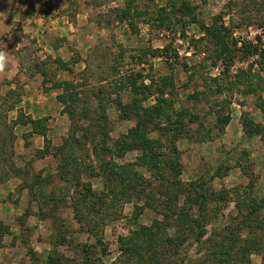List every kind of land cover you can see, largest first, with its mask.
Wrapping results in <instances>:
<instances>
[{
  "label": "rangeland",
  "instance_id": "1",
  "mask_svg": "<svg viewBox=\"0 0 264 264\" xmlns=\"http://www.w3.org/2000/svg\"><path fill=\"white\" fill-rule=\"evenodd\" d=\"M263 30L264 0H0V264H211L264 199Z\"/></svg>",
  "mask_w": 264,
  "mask_h": 264
},
{
  "label": "trees",
  "instance_id": "2",
  "mask_svg": "<svg viewBox=\"0 0 264 264\" xmlns=\"http://www.w3.org/2000/svg\"><path fill=\"white\" fill-rule=\"evenodd\" d=\"M182 7H189L187 5V3L185 2H181L180 3V8ZM164 8H161L160 11H163ZM158 19L162 20V13H159ZM159 25H163L162 22H159ZM204 27V26H203ZM205 31L208 33H210L212 35V37L209 39V41L212 44H219L221 45V48H223V50H227L228 51V45H227V40L226 38H224V34H216V32L211 29V27H207L205 26ZM262 36L264 37V30L262 31ZM256 41L252 43L248 42L247 43V47H252L255 49V51L259 50L260 51H264V38H262L260 36V34H257L255 36ZM235 39L232 40L233 44L235 43ZM225 46V47H224ZM159 51L157 48L156 50L152 51V55L155 56L158 54ZM222 52V51H221ZM262 54V53H259ZM175 57L177 56V53L175 52L173 54ZM60 87L62 88V92L57 94V99L59 101H61L62 103H64V107H68L66 102H65V97L66 96H74L75 92H72V88L75 87V85L67 80L64 81H60L59 82ZM131 84L133 85V82H131ZM101 89L99 88L98 91H100ZM135 90V88H134ZM70 113V111H69ZM44 119V118H43ZM217 119L219 120L218 123V127L221 128L223 126V124L225 123L227 117H220L217 116ZM41 119H31L28 118V120L22 119L21 117L18 118V121L20 123H29L31 125V129L33 132H37L40 133L41 135H43V137H45V127L43 128H38V125L40 123ZM262 140L264 142V131L261 134ZM46 139V137H45ZM66 141V139H65ZM47 150V146H45L44 151ZM43 153V152H41ZM221 164L218 165L216 167V172L218 169H220ZM207 181H200L198 183L199 187H200V193L198 194L197 198L195 199V203L197 205V210L199 211L198 214H200V210L204 211V207H205V195L207 194L209 195V193H207V188L205 187ZM224 196H221V198H223ZM264 199L260 200V201H255L252 198H250L248 201H239L237 206L239 207V209H242V207H246V211L247 213L242 216V218L240 219V221L237 223H235V225H229L228 228H224L225 231L227 232L226 234L222 235L220 234V238H216V237H212L209 240H207V242H209V244L207 245L206 249H204L203 251V258H205L206 260L208 259L211 264H239V261L243 260L245 261V258L251 254L252 252H256L259 250V247L261 246V243L263 241V238L260 237L261 235H259L256 232V228H264V219L260 216L259 213V209L262 208L261 206H263ZM261 203H263L261 205ZM261 210V209H260ZM197 214V215H198ZM255 215V216H253ZM203 220H199L198 218H195L194 221V229L196 227H198V224L200 222H202ZM197 223V224H196ZM1 224V223H0ZM262 224V225H261ZM191 225V224H190ZM256 225H261V226H256ZM222 229V230H224ZM241 229H246L248 232H251V234H253V236L250 237H246V238H239V232ZM200 230V229H199ZM195 231V233L197 232V234H194L195 239L200 240V235H202L201 231ZM193 231V230H192ZM203 231V230H202ZM193 234V232H192ZM254 237V238H253Z\"/></svg>",
  "mask_w": 264,
  "mask_h": 264
},
{
  "label": "clouds",
  "instance_id": "3",
  "mask_svg": "<svg viewBox=\"0 0 264 264\" xmlns=\"http://www.w3.org/2000/svg\"><path fill=\"white\" fill-rule=\"evenodd\" d=\"M8 64L6 55L3 52H0V71H3Z\"/></svg>",
  "mask_w": 264,
  "mask_h": 264
}]
</instances>
